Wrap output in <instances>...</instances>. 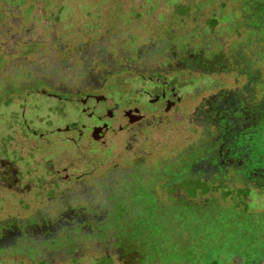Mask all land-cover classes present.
I'll return each mask as SVG.
<instances>
[{
  "label": "rangeland",
  "instance_id": "obj_1",
  "mask_svg": "<svg viewBox=\"0 0 264 264\" xmlns=\"http://www.w3.org/2000/svg\"><path fill=\"white\" fill-rule=\"evenodd\" d=\"M35 1L0 0V24L29 27V39L51 38L52 45L74 46L108 34L117 45L129 39V46L135 40L147 49L159 44L161 56L147 60L171 75L177 70L167 59L195 54L207 60L213 53H225L228 70L235 72L236 44L255 38L263 44L258 66L264 77V0H51V37L43 30L48 11ZM57 12H62L60 18ZM87 25L97 28L87 30ZM139 48L144 55L147 49ZM256 50L244 45L238 52ZM215 66L212 62L203 71L210 70L219 83L229 81L232 75L216 74L220 69ZM206 86L200 83L201 92ZM135 87L147 101L157 91L149 77L138 78ZM184 104L177 111L172 106L141 107L146 116L162 115L136 128L131 137L117 134L116 150L99 169L92 162L96 154L90 155L85 143L83 151L76 150V132L63 135L80 126L70 110L1 107L0 140L14 135L19 144V186L0 189V264H264L263 189L246 181L232 183L223 174L211 184L172 183L206 140L203 136L193 142L198 133L185 120L192 110L189 100ZM259 122L251 143L263 162L264 121ZM27 139L36 147L45 142L46 151L25 156ZM170 165L173 172L166 175ZM59 172L80 178L58 181ZM4 199L11 205L3 204Z\"/></svg>",
  "mask_w": 264,
  "mask_h": 264
},
{
  "label": "flooded vegetation",
  "instance_id": "obj_2",
  "mask_svg": "<svg viewBox=\"0 0 264 264\" xmlns=\"http://www.w3.org/2000/svg\"><path fill=\"white\" fill-rule=\"evenodd\" d=\"M50 1L36 0L34 5L48 11V15L43 16L48 21L43 30L48 31L51 37L53 13ZM26 12H30L29 8ZM54 15L60 18L62 12ZM0 25L3 27L0 29V108L15 107L16 110L27 111L36 107L38 110L55 108L57 113L70 110L74 114V122L80 126L67 128L63 135L76 132V150L83 151L85 143L86 151L90 155L96 154L92 158L98 167L96 169L101 168L116 150L117 134L127 132L129 136L133 135L136 128L140 129L153 117L162 115L154 113L146 116L141 107L172 106L177 111L187 99L192 110L188 112L190 118H184L193 125L194 133H198L193 142L202 141L203 136L206 140L198 156L176 175L192 174L202 169L208 176H192L186 180L211 184L218 174H223L232 183L235 180L246 181L248 186L264 190V161L259 160L251 143L259 121H264V77L258 66L259 48L263 44L258 39L251 38L236 44L238 50L233 62L235 60L238 66L235 72L232 68L228 70L225 53H213L208 55L207 60H201L202 57L195 54L167 59L168 64L174 63L173 66L170 64L171 68L177 70L171 75L164 73L155 60H147L157 54L161 56L164 49L158 50L159 44L147 49L145 44H136L137 40L133 41V46L127 45L129 39L117 45L111 42L108 34L100 39L75 43L74 46L52 45L51 38L46 41L29 39L32 31L29 27ZM88 25L87 30L97 28ZM9 35L11 38L7 37ZM244 45L254 46L257 50L253 51L254 54L241 55L239 52ZM57 46H62L60 51ZM139 47L147 49L144 55V50ZM212 62L217 64L215 68L220 69L216 74L232 75L229 81L223 79L219 83L210 70L203 71ZM243 62L246 69L239 70ZM185 72L186 75H183ZM147 77L155 82L157 88L148 101L144 92L135 87L138 78L145 81ZM200 83L207 84L206 91L201 92ZM52 95L66 103L52 99ZM35 97L39 98L38 102H34ZM27 135L25 137H31L28 131ZM131 141L136 143L135 135ZM18 145L14 135L1 137L0 189L11 190L19 186ZM36 150L46 151L45 142L36 147L33 140L27 139L25 156H34ZM64 172L57 173L58 181L72 182L80 178H68L67 172ZM228 175H235V178ZM1 202L11 205L7 199Z\"/></svg>",
  "mask_w": 264,
  "mask_h": 264
},
{
  "label": "trees",
  "instance_id": "obj_3",
  "mask_svg": "<svg viewBox=\"0 0 264 264\" xmlns=\"http://www.w3.org/2000/svg\"><path fill=\"white\" fill-rule=\"evenodd\" d=\"M260 22H262V17L260 18ZM171 167L169 168H172L171 171H169L166 175H169L173 172V165H170ZM192 176H195V177H206L208 176L207 173L204 171V170H197L196 172L192 173V174H186V175H173V179L171 180L172 183H177L178 181H181V180H185L187 178H191ZM213 256V254L211 255ZM210 256V257H211ZM210 257H208V259H211ZM221 263V262H220ZM218 261H215L214 264H220Z\"/></svg>",
  "mask_w": 264,
  "mask_h": 264
},
{
  "label": "water",
  "instance_id": "obj_4",
  "mask_svg": "<svg viewBox=\"0 0 264 264\" xmlns=\"http://www.w3.org/2000/svg\"><path fill=\"white\" fill-rule=\"evenodd\" d=\"M51 97H52V99H54V100H56V101H59V102H61V103H66L62 98H60V97H58V96H56V95H52Z\"/></svg>",
  "mask_w": 264,
  "mask_h": 264
}]
</instances>
